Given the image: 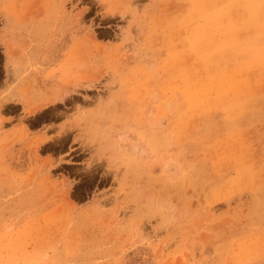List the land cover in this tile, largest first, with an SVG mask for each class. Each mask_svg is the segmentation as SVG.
Returning a JSON list of instances; mask_svg holds the SVG:
<instances>
[{"label":"rangeland","instance_id":"1","mask_svg":"<svg viewBox=\"0 0 264 264\" xmlns=\"http://www.w3.org/2000/svg\"><path fill=\"white\" fill-rule=\"evenodd\" d=\"M261 2L0 0V264H264Z\"/></svg>","mask_w":264,"mask_h":264},{"label":"bare ground","instance_id":"2","mask_svg":"<svg viewBox=\"0 0 264 264\" xmlns=\"http://www.w3.org/2000/svg\"><path fill=\"white\" fill-rule=\"evenodd\" d=\"M250 2H251V1H250ZM221 3H222V2H221ZM251 3H252V4H251ZM251 3H250V4H251L250 6H253V2H251ZM261 3H263V0H262ZM225 4H226V3H225ZM221 6H222V5H221ZM248 6H249V5H248ZM260 6H261V5H260ZM193 7H194V6H193ZM190 8H192V7H190ZM260 8H261V7H260ZM262 8H264V6H262ZM189 11H190V10H189ZM193 11H194V10H193ZM218 11H219V10H218ZM259 11H260V9H259ZM262 11H263V10H262ZM262 11H260V12H262ZM219 12H220V11H219ZM247 13L249 14V11H248ZM250 13H251V12H250ZM252 13H254V11H253ZM252 13H251V14H252ZM263 13H264V12H263ZM255 14H256V11H255L254 15H255ZM210 15H211V14H210ZM215 15H216V14H215ZM215 15H214V16H215ZM227 15H228V14H227ZM262 15H264V14H262ZM216 17H217V16H216ZM227 17H228V16H227ZM220 18H221V17H220ZM250 18H252V17H250ZM214 19H215V18H214ZM221 19H222V18H221ZM228 19H229V17H228ZM203 20H205V19H203ZM206 20H208V18H207ZM215 20H216V19H215ZM219 20H220V19H219ZM223 20H224V19H223ZM250 20H251V19H250ZM256 20H257V18H256ZM259 20H261V19H259ZM259 20H258V22H259ZM224 21H226V20H224ZM253 21H254V20H253ZM210 22H211V21H210ZM213 22H214V21H213ZM217 22H218V21H217ZM208 23H209V22H208ZM220 23H221V22H220ZM223 23H225V22H223ZM254 23H255V24H254V26H255V25H256V22H254ZM213 24H214V23H213ZM239 24H240V23H239ZM262 24H263V23H262ZM262 24H260V25H262ZM204 25H205V24L203 23V26H204ZM214 25H216V24H214ZM218 25H221V24L218 23ZM243 25H245V24H243ZM260 25H259V26H260ZM203 26H202V27H203ZM216 26H217V25H216ZM251 26L253 27V24H252ZM233 27H234V25H233ZM252 27H251V28H252ZM203 28H204V27H203ZM245 29H246V28H245ZM247 29H248V28H247ZM255 29H256V28H255ZM255 29H252V31L255 30ZM198 30H199V29H198ZM205 30H206V29H205ZM256 30H257V29H256ZM212 31L214 32V30H212ZM220 31H221V30H220ZM234 31H235V30H234ZM252 31H251V32H250V31H247V32H246V30H245V33H247V34L250 36V35H251L250 33H252ZM257 31H258V30H257ZM222 32H223V31H222ZM229 32L231 33V30H230ZM249 32H250V33H249ZM200 33H201V31H200ZM239 33H240V32H239ZM241 33H242V31H241ZM245 33H244V34H245ZM253 33H254V32H253ZM253 33H252V34H253ZM192 34H193V33H192ZM205 34H206V33H205ZM218 34H219V33H218ZM255 34H256V33H255ZM201 35H202V34H201ZM206 35H207V34H206ZM210 35H211V34H210ZM227 35H228V34H227ZM239 35H240V34H239ZM245 35H246V34H245ZM253 35H254V34H253ZM202 36H203V35H202ZM217 36H218V35L216 34V37H217ZM220 36H221V35H220ZM190 37H191V36H190ZM193 37H194V35H193ZM229 37H230V36H229ZM229 37H227V38H229ZM235 37H236V36H235ZM200 38H201V37H200ZM221 38H222V37H221ZM225 38H226V37H225ZM237 38H239V37H237ZM243 38H245V37H243ZM208 39H209V38H208ZM208 39H207V40H208ZM198 40H200V39H198ZM207 40H206V41H207ZM221 40H223V39H221ZM227 40H230V38L227 39ZM189 41H190V40H189ZM206 41H205V42H206ZM214 42H215V41H214ZM216 42H217V41H216ZM216 42H215V43H216ZM238 42H239V41H238ZM215 43H214V44H215ZM229 43H230V42H229ZM236 43H237V42H236ZM202 44H203V43H202ZM204 44H205V43H204ZM234 44H235V43H234ZM206 45H207V44H206ZM210 45H211V44H210ZM210 45H209V46H210ZM236 45H237V44H236ZM232 46H233V45H232ZM203 47H204V46H203ZM211 47H213V46H210V48H211ZM233 47H234V46H233ZM235 47H237V46H235ZM205 48H206V47H205ZM223 48H224V47H223ZM187 49H188V48H187ZM196 49H197V47H196ZM208 49H209V48H208ZM214 49H217V48H214ZM221 49H222V48H221ZM188 50H189V49H188ZM203 50H204V49H203ZM235 50H236V49H235ZM189 51H190V50H189ZM200 51H201V50H200ZM200 51H199V52H200ZM230 51H231V50H230ZM262 51H264V49H263ZM193 52H194V51H193ZM195 52H196V51H195ZM197 52H198V51H197ZM184 53H185V52H184ZM187 53H188V52H187ZM208 53H209V52H208ZM216 53H217V52H216ZM188 54H189V53H188ZM196 54H197V53H196ZM196 54H195V55H196ZM199 54H200V53H199ZM206 54H207V53H206ZM240 54H241V53H240ZM260 54H261V53H260ZM197 55H198V54H197ZM197 55H196V56H197ZM208 55H210V54H208ZM263 55H264V54H263ZM181 56H182V55H181ZM181 56H180V57H181ZM219 56H220V55H219ZM247 56H248V55H247ZM175 57H176V56H175ZM203 57H204V56H202V58H203ZM205 57H206V56H205ZM263 57H264V56H263ZM200 58H201V57H200ZM209 58H210V57H209ZM220 58H221V56H220ZM220 58H219V59H220ZM242 58H243V57H242ZM179 59H181V58H179ZM184 59H185V58H184ZM184 59L182 60L183 62H184ZM205 59H206V58H205ZM227 59H228V58H227ZM244 59H245V58H244ZM244 59H243V60H244ZM263 59H264V58H263ZM189 60H190V58H189ZM189 60H188V61H189ZM206 60H207V59H206ZM206 60H205V61H206ZM216 60H217V59H216ZM186 61H187V60H186ZM207 61H209V59H208ZM237 61H238V60H237ZM243 62H244V61H243ZM184 63H185V62H184ZM189 63H190V61H189ZM211 63H212V62H211ZM211 63H210V64H211ZM226 63H227V62H226ZM244 63H245V62H244ZM244 63H243V64H244ZM197 64H198V63H197ZM197 64L194 65V66H197ZM205 64H206V63H205ZM213 64H214V63H213ZM215 64H216V63H215ZM14 65H15V64H14ZM16 65H18V64H16ZM18 66H19V65H18ZM189 66H190V65H189ZM204 66H205V65H204ZM222 66H223V65H222ZM231 66H232V64H231ZM231 66H230V67H231ZM170 67H171V66H170ZM191 67H192V66H191ZM194 68H195V67H194ZM231 68H232V67H231ZM173 69H174V68H173ZM211 69H212V68H211ZM215 69H216V68H215ZM218 69H220V68H218ZM243 69H244V68H243ZM243 69H242V71H243ZM170 70H171V69H170ZM206 70H207V69H206ZM232 70H233V69H232ZM246 70H247V69H246ZM173 71H174V70H173ZM229 71H230V70H229ZM238 71H240V70H238ZM16 72H17V71H16ZM219 72H220V71H219ZM222 72H223V71H222ZM174 73H175V72H174ZM211 73H213V72H211ZM217 73H218V72H217ZM235 73H236V72H235ZM251 73H252V72H251ZM177 74H178V73H177ZM180 74H181V73H180ZM180 74H179V76H180ZM223 74H224V73H223ZM223 74H221V77H223V76H222ZM226 74H227V73H226ZM190 75H192V73H191ZM197 75H198V73H197ZM224 75H225V74H224ZM234 75H235V74H234ZM263 76H264V75H263ZM263 76H262V77H263ZM185 77H186V76H184V78H185ZM198 77H199V76H198ZM209 77H210V76H209ZM229 77H230V76H229ZM238 77H240V76H238ZM250 77H251V76H250ZM176 78H177V77H176ZM191 78H193V76H191ZM199 78H200V77H199ZM214 79H215V78H214ZM187 80H188V79H187ZM191 80H192V82H193V79H191ZM198 80H199V79L197 78V81H198ZM194 81L196 82L195 79H194ZM201 81H202V80H201ZM205 81H206V80H205ZM208 81H209V79H208ZM221 81H222V80H221ZM179 82H180V81H179ZM187 82H188V81H187ZM189 82H190V80H189ZM189 82H188V83H189ZM202 82H203V81H202ZM255 82H256V81H255ZM182 83H183V82H182ZM190 83H191V82H190ZM198 83H199V81H198ZM209 83H210V82H209ZM211 83H212V82H211ZM204 84H206V83L204 82ZM204 84H203V86H204ZM216 84H217V82H216ZM231 84H232V82H231ZM191 85H192V83H191ZM191 85L189 84V86H191ZM207 85H208V84H207ZM226 85H227V84H226ZM255 85H256V83H254V86H255ZM208 86H209V85H208ZM231 86H232V85H231ZM235 86H236V85H235ZM254 86H252V87H254ZM187 87H188V86H187ZM194 87H195V86H194ZM199 87H200V85H199ZM242 87H243V86H242ZM244 87H245V86H244ZM205 88L207 89L206 86H205ZM254 88H255V87H254ZM257 88H258V87H257ZM198 89H199V88H197L196 90H198ZM202 89H203V88H202ZM258 89H259V88H258ZM189 90H190V88H189ZM199 90H200V89H199ZM214 90H215V88H214ZM227 90H228V89H227ZM186 91H187V90H186ZM212 92H214V91H212ZM226 93H228V92H226ZM210 94H211V93H210ZM212 94H213V93H212ZM172 95H173V93H172ZM229 95H230V94H229ZM242 95H243V93H242ZM186 96H187V95H186ZM211 97H213V95H212ZM223 97H224V96H223ZM226 97H227V95H226ZM199 98H200V97H199ZM189 99H190V98H189ZM210 99H211V98H210ZM213 99H214V97H213ZM221 99H222V97H221ZM224 99H225V98H224ZM230 99H231V98H230ZM230 99H228V100H230ZM228 100H225V102L228 101ZM183 101H184V100H183ZM222 101H223V99H222ZM230 101H231V100H230ZM240 101H241V100H240ZM190 102H191V101H190ZM203 102H204V101H203ZM223 102H224V101H223ZM236 102H237V101H236ZM241 102H242V101H241ZM243 102H244V101H243ZM181 103H182V102H181ZM184 103H185V102H184ZM200 103H201V102H200ZM200 103H199V104H200ZM218 103H219V102H218ZM238 103H239V102H238ZM222 104H223V103H222ZM240 104H241V103H240ZM183 105H186V104H183ZM188 105H189V102H188ZM232 105H233V104H232ZM236 105H237V104H236ZM191 106H192V105H191ZM195 107H196V105H195ZM202 107H203V106H202ZM203 108H204V107H203ZM181 109H183V108H182V105H181ZM198 109H200V108H198ZM201 112H202V111H201ZM188 113H189V112H188ZM191 113H192V112H191ZM191 113H189V114H191ZM197 114H198V113H197ZM191 115H194V114H191ZM194 117H195V116H194ZM195 118H196V117H195ZM159 131H160V130H159ZM143 146H144V145H143ZM143 146H141L139 143H133V144H131V148H132V150H133L134 152H136V155H137V153H139L140 156H143V155H145V154L147 153V150H146ZM146 148H147V147H146ZM149 151H150V150H149ZM246 157H247V156H246ZM171 159H172V158H171ZM171 159H170V160H169V159L167 160V162H168V164H169L168 170L173 174V176H176L177 174H179V172H180L181 170H179V169L177 168V166H176L175 164L172 163L173 161H171ZM143 162H144V161H143ZM242 163H243V162H242ZM160 173H161V172H160ZM167 173H168V172H167ZM250 174H251V173H250ZM176 182H177V181H176ZM173 215H174V213L172 212V213H171V216H173ZM171 218H172V217H171ZM15 237H16V236H15ZM261 238H262V237H261ZM13 239H14V238H13ZM263 239H264V238H262V240H263ZM260 240H261V239H260ZM253 241H254V240H253ZM255 241H256V240H255ZM255 241H254V244L256 243ZM257 241H258V240H257ZM263 243H264V242H263ZM263 243H262V244H263ZM247 245H248V244H247ZM257 245H258V243H257ZM260 246H262V245L260 244ZM247 247H248V246H247ZM9 248H10V247H9ZM249 248H251V247H249ZM249 248H248V249H249ZM254 248H255V246H254ZM260 249H261V248H260ZM253 250H254V249H253ZM253 250H252V251H253ZM255 250H259V247H258V249H255ZM17 252H18V251H17ZM17 252H16V253H17ZM21 253H22V252H21ZM23 253H24V252H23ZM12 254H13V253H12ZM18 256H19V255H18ZM18 256H17L16 258H18ZM26 256H27V255H26ZM255 256H256V255H255ZM12 257H13V256H12ZM12 257H11V258H12ZM2 258H3V257H2ZM18 259H19V258H18ZM3 260H4V259H3ZM7 260H8V259H7ZM1 261H2V260H0V263H1ZM4 264H5V263H4Z\"/></svg>","mask_w":264,"mask_h":264}]
</instances>
